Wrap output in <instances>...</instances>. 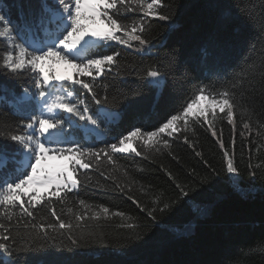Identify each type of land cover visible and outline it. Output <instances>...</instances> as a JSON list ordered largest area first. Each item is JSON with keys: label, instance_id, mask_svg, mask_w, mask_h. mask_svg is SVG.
I'll list each match as a JSON object with an SVG mask.
<instances>
[{"label": "trees", "instance_id": "1", "mask_svg": "<svg viewBox=\"0 0 264 264\" xmlns=\"http://www.w3.org/2000/svg\"><path fill=\"white\" fill-rule=\"evenodd\" d=\"M163 3L160 11L169 16L168 20L145 17L139 11L125 14L126 20L143 19L146 45L133 41L128 48L112 42V48L102 50L107 54L119 51L121 55L117 58L119 67L96 81L97 99L107 96L112 103L103 106L118 110L121 116L116 122H100L104 137H79V142L83 147L107 150L134 126L154 130L178 112L201 84L222 90L230 82L236 83L235 128L217 108L215 119L208 113L216 136H212L203 117L198 123L189 119L187 130L181 123L172 137L165 136L170 148L158 145L160 150L156 151L135 142L133 146L142 152L141 156L117 153L113 157L115 165L106 157L98 163L93 159L87 170L89 179L84 182V170H80V187L62 193L63 200L52 198L50 203L46 200L31 209L34 220L14 210L12 235L17 231L22 234L23 239L17 237L21 246L31 243L25 224L59 223L51 215L55 209L61 220L73 224V229L71 233L49 230L55 239L39 242L58 252L65 264H264V77L259 71V53L253 48L255 45L259 49L264 42L260 26L264 0ZM36 7L37 0H0V8L13 21L21 12L29 17ZM40 35L43 33L37 31L36 36ZM250 61H256V71H242ZM150 68L165 73L160 88L148 84L145 72ZM33 75L25 72L9 77L0 69V84L8 89L0 95L15 98L25 89L36 90ZM135 91L141 94L133 95ZM77 94H84L90 113L95 114L101 105L95 104L86 90ZM154 100L159 101L155 115ZM25 113L23 108L16 110L0 101V121H10L23 129L27 123ZM244 123L250 128L244 129ZM221 140L224 149L220 148ZM5 143L9 149L14 148V142L0 140V145ZM224 150L234 153L237 174L226 172ZM252 171L255 176L249 174ZM177 185L188 195H180ZM81 200L85 206L79 203ZM158 200L171 207L157 211L152 220L147 212L157 206ZM104 207L109 209L107 215L102 212ZM97 212L101 213L99 218ZM117 212L124 215H114ZM79 215L85 219L77 221ZM0 222L9 223L2 213ZM130 223L137 227L129 229ZM141 232L150 237L147 243L136 239ZM72 240H77L79 247ZM32 258L21 255V264ZM3 259L6 257L0 254V261Z\"/></svg>", "mask_w": 264, "mask_h": 264}, {"label": "snow or ice", "instance_id": "2", "mask_svg": "<svg viewBox=\"0 0 264 264\" xmlns=\"http://www.w3.org/2000/svg\"><path fill=\"white\" fill-rule=\"evenodd\" d=\"M164 6L163 0H37L35 11L27 18L21 12L16 21L11 20L10 14L0 8V69L9 77H18L25 72L35 74L32 76V83L37 89L32 94L27 89L19 96L13 94L14 107H22L28 113L23 129L10 121H0V140L14 142L13 149H9L7 143L0 145V213L9 222L7 225L0 222V254L6 257L0 264H21V255L33 257L31 260L25 259L23 264H65L58 252L51 251L46 243L39 241L55 239L49 230L51 233L61 230L71 233L73 224L61 220L55 209H52L51 215L59 223L25 224L24 227L29 229L27 237L31 243L21 246L17 237L23 239L22 234L17 231L15 236L12 235V218L16 214L14 210L18 209L21 215L34 220L31 209L46 200L50 203L52 198L63 200L68 192L80 187V170H84V182L89 179L87 170L91 169L93 159L98 163L102 157H106L110 164L115 165L113 157L117 153L141 156L142 152L133 146L135 142L156 151L160 150L158 145L170 148L165 136L172 137L173 133L180 130L181 123L187 130L189 119L198 123L200 117H203L212 129V136H216L208 113L215 119L217 108L235 128L234 109L237 103L233 89L237 85L230 82L222 90L201 84L183 101L178 112L170 114L154 130L134 126L127 134L118 138L116 143L108 145L107 150L83 147L76 138L77 130L98 131L101 121L115 119L119 115L109 113L103 107L112 102L107 96L97 99L95 86L99 77L119 67L117 58L121 53L115 51L107 54L102 50L112 48V42L128 48L133 46V41L140 45L148 43L143 38V19L126 20L125 14L139 11L145 17L168 20L169 16L162 15L160 11ZM260 26L264 31V16L260 20ZM37 31L43 33L42 39L37 38ZM253 48L259 53V71L264 77V42L259 49L255 45ZM58 64L66 65L75 75L60 74L54 67ZM256 69V61H250L242 71L255 72ZM81 77H88L90 80L86 81ZM145 78L150 86L160 87L165 73L158 68H150L146 70ZM84 90L91 94L95 104L102 106L95 114L90 113L83 96L77 94ZM7 91V86L0 84V92ZM140 94L139 91L133 93L137 96ZM201 101H207V107L194 111ZM158 104L159 101L154 100V115L158 114L155 112ZM80 121L85 124H80ZM69 128L73 130L72 133L67 131ZM243 128L249 129L250 125L244 123ZM184 140L185 143L188 142L186 136ZM62 144L67 146H60ZM220 148L224 149L222 140ZM196 155L199 156L200 153L197 152ZM223 156L226 172L237 174L234 153L230 155L228 150H224ZM249 174L255 176L256 172ZM168 175L171 176V173ZM177 187L180 195H188L183 187ZM79 203L85 206V201L81 200ZM161 203L163 201H156L157 206L147 212L152 220H155L157 211L164 212L171 207L169 203H163V207H159ZM102 212L107 215L109 209L104 207ZM95 215L99 218L101 213L97 212ZM114 215L124 214L117 212ZM84 219L83 215L76 216L77 221ZM16 223L19 224V220ZM127 227L135 229L137 225L130 223ZM136 239L147 243L150 237L146 232H141ZM72 244L79 247L77 240H72ZM55 247L53 244L52 249Z\"/></svg>", "mask_w": 264, "mask_h": 264}, {"label": "rangeland", "instance_id": "3", "mask_svg": "<svg viewBox=\"0 0 264 264\" xmlns=\"http://www.w3.org/2000/svg\"><path fill=\"white\" fill-rule=\"evenodd\" d=\"M54 67H55L56 71L59 72L60 74H68V73H71V74L75 75V73L71 69L67 68L66 65L58 64V65H54ZM206 107H207V101H201L200 104L197 105L194 108V111H198L200 108H206ZM106 120L107 121H110L109 119H106ZM79 123L83 125V123H81V122H79ZM85 135L87 136V133H85ZM53 146H56V145H53ZM60 146H65L66 147L67 145L62 144Z\"/></svg>", "mask_w": 264, "mask_h": 264}, {"label": "water", "instance_id": "4", "mask_svg": "<svg viewBox=\"0 0 264 264\" xmlns=\"http://www.w3.org/2000/svg\"><path fill=\"white\" fill-rule=\"evenodd\" d=\"M112 113H118L119 114V112L117 111V110H114ZM120 117V115H118V117L117 118H119ZM89 127H92V126H89ZM94 132H96V133H98V134H102V130L99 128V130L98 131H94Z\"/></svg>", "mask_w": 264, "mask_h": 264}]
</instances>
